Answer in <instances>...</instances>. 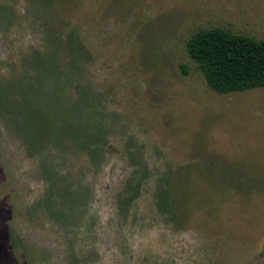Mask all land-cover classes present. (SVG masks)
<instances>
[{
  "label": "rangeland",
  "instance_id": "obj_1",
  "mask_svg": "<svg viewBox=\"0 0 264 264\" xmlns=\"http://www.w3.org/2000/svg\"><path fill=\"white\" fill-rule=\"evenodd\" d=\"M210 28L264 0H0V264H264V89L208 87Z\"/></svg>",
  "mask_w": 264,
  "mask_h": 264
},
{
  "label": "trees",
  "instance_id": "obj_2",
  "mask_svg": "<svg viewBox=\"0 0 264 264\" xmlns=\"http://www.w3.org/2000/svg\"><path fill=\"white\" fill-rule=\"evenodd\" d=\"M74 50L71 35L62 37ZM208 87L220 94L264 89V40L232 34L220 28L199 30L185 44ZM182 73L186 67L182 66Z\"/></svg>",
  "mask_w": 264,
  "mask_h": 264
}]
</instances>
